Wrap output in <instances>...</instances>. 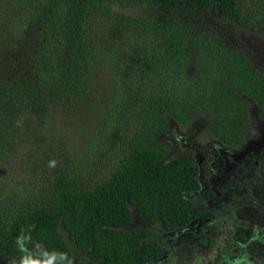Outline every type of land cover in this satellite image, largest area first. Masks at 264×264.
Instances as JSON below:
<instances>
[{
    "label": "trees",
    "instance_id": "1",
    "mask_svg": "<svg viewBox=\"0 0 264 264\" xmlns=\"http://www.w3.org/2000/svg\"><path fill=\"white\" fill-rule=\"evenodd\" d=\"M251 33L264 37V0H0V264L25 262V230L51 263L68 259L65 236L100 264L159 255L147 230L120 229L128 206L190 220L177 192L195 169L168 156L172 126L234 150L254 136L264 67L238 42ZM53 113L97 118L77 139Z\"/></svg>",
    "mask_w": 264,
    "mask_h": 264
},
{
    "label": "flooded vegetation",
    "instance_id": "2",
    "mask_svg": "<svg viewBox=\"0 0 264 264\" xmlns=\"http://www.w3.org/2000/svg\"><path fill=\"white\" fill-rule=\"evenodd\" d=\"M240 38L250 44V41ZM252 123L253 129L258 131L256 121ZM195 131L172 126L165 136L171 140L168 156H190L194 164L196 186L177 192L178 197L188 204L190 220L184 224L168 225L169 219L165 220L161 215L141 217L134 207L128 206L132 221L120 229L143 228L147 230L145 239L156 241L161 249L156 257H146L136 264H166L168 257L181 256L177 247H189L188 251L193 254L202 248L207 251L212 248L214 253L205 254L199 264H264V215L259 212L263 197L260 194L262 187L258 184L262 178L264 144L258 148L248 145L250 141L260 139L261 135L252 136L240 149L234 150L215 141L211 142L212 146H203L199 141H193ZM219 218H228L223 219V223L228 221L230 228L232 225V231L227 230L224 239L209 232V226ZM27 232L25 230L17 239L22 255H26L22 264H100L68 236L64 237L70 252L68 259L48 262L40 257V246L31 243ZM257 249L261 252L258 253Z\"/></svg>",
    "mask_w": 264,
    "mask_h": 264
},
{
    "label": "rangeland",
    "instance_id": "3",
    "mask_svg": "<svg viewBox=\"0 0 264 264\" xmlns=\"http://www.w3.org/2000/svg\"><path fill=\"white\" fill-rule=\"evenodd\" d=\"M250 44H247L246 42H242L240 40H238V42H240L243 45H246V48H248V50L253 52L251 45V41L249 40ZM261 51V50H260ZM255 56L259 59L260 64L263 66L264 65V55L262 56L259 53H254ZM264 67V66H263ZM101 84V79L99 84ZM95 113H91L88 117L84 114L83 115V119L79 120L76 123V116L73 113H53L52 115V120H53V124L55 127L61 129V128H65L67 129V131L69 132L70 135L74 136L75 138H80L82 136H86V134H88V130H86V127L89 126H94L95 121H96V116L94 115ZM254 121H256L255 119H253ZM259 122V128L260 131H256L253 132L254 135H261L260 139L257 140H252L248 143L249 146H254L256 145V147H260V145L264 144V123ZM194 127L197 128V130H194ZM82 128H84L85 130H82ZM191 129H193V131H195V137L193 138V141H195L199 135L201 134V130L202 127L200 126H193ZM91 132V131H90ZM84 134V135H83ZM200 142V141H199ZM212 141H210L209 139H206V142L201 141L200 143L203 146H212ZM18 159V163H19ZM28 166V162L26 160L23 161V163H19V167L16 166H12L10 168H7V173H9L10 178L13 179L16 176H20L23 174L25 167ZM31 167V166H30ZM7 181V180H6ZM18 183V182H17ZM223 219H228V218H219L218 221H215L214 223H212V225L209 226V232L211 235L216 236V234L218 235L217 238L219 237L220 239H224L223 237L225 236V234L227 233V230H231L232 231V225L231 228L228 224V221H226L227 223L224 224L223 223ZM240 248V247H239ZM188 249H190L189 247H184V249L177 247V252L181 253L180 257H176L175 255H172L170 257L167 258V262L166 264H199V260L202 259L203 257H205L204 255L208 253V255H211L214 253V250L212 248H209V252L202 248L201 250H198L196 252H190L188 251ZM176 250V248H174V251ZM237 252H240V249L237 250Z\"/></svg>",
    "mask_w": 264,
    "mask_h": 264
},
{
    "label": "water",
    "instance_id": "4",
    "mask_svg": "<svg viewBox=\"0 0 264 264\" xmlns=\"http://www.w3.org/2000/svg\"><path fill=\"white\" fill-rule=\"evenodd\" d=\"M240 36L242 37V39H245L247 41L252 40L254 42L253 44L250 45L254 53H259L262 56L264 55V37L252 33L249 34L248 36L244 34H241ZM250 117L256 120L257 128L260 131L258 121L260 120V122L264 123V118L259 116V111L256 109V107L253 104L250 105Z\"/></svg>",
    "mask_w": 264,
    "mask_h": 264
}]
</instances>
